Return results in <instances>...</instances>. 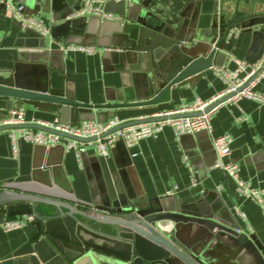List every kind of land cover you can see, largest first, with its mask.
Returning <instances> with one entry per match:
<instances>
[{
	"label": "crops",
	"instance_id": "obj_1",
	"mask_svg": "<svg viewBox=\"0 0 264 264\" xmlns=\"http://www.w3.org/2000/svg\"><path fill=\"white\" fill-rule=\"evenodd\" d=\"M14 1L25 6L26 16L41 17L50 30V36H44L43 49H28L30 39L35 38L22 36L28 30H23L6 7L0 5L1 71L12 70L16 64L22 63L20 59H27L33 54L63 70V73L51 72L49 80L53 88L63 90L68 98L92 105L135 100L130 73L118 71L116 64L109 61L108 51L94 46V55L69 51L64 56L61 53L60 46L71 42L66 24L85 18L75 16L81 9L82 0ZM153 2H158L172 13H179L189 6L191 0ZM119 5L109 2L103 8L121 19ZM196 12L193 44L198 51H205L212 36L209 34L211 26L217 18L213 2H203L199 9L196 6L188 7V20ZM90 18L99 19L102 23L97 16L87 17ZM226 55L224 67L230 69L236 67L234 60L243 61L249 66L261 63L264 58V28L259 26L247 33L239 32L226 48ZM49 62L37 65V71L50 67ZM26 64L21 69L25 75L33 70L30 63ZM35 79L44 81L47 78L36 76ZM224 88V82L215 68L209 69L174 93L165 105L95 111L92 121L106 124L117 119L124 124L159 112L173 111L196 99L210 100ZM253 89L264 95V72L256 79ZM20 113L26 124L46 125L60 121L58 116L34 108H23ZM13 114L0 100V122L9 120ZM211 126L210 133L201 131L179 138L167 127L156 137L145 138L132 147H128L123 140H117L106 157L99 156L93 145L85 146L78 156L75 149L67 147V140L55 146L52 152H48L51 147L45 149L21 140L15 156L9 133L2 131L0 190L10 184L29 188L33 183L48 182L51 175L40 169L42 164H47L54 168L56 184L66 193L71 191L73 197L82 203L91 200L94 188H106L113 195L128 190L146 198L177 195L184 203L196 202L205 192H213L221 196L226 206L220 217L226 220L234 218L242 230L252 235L258 243L260 255L230 241L226 236H214L196 224L191 225L190 231L182 237L183 242L194 243L206 264H264V208L255 199L240 195L235 182L215 167L217 154L213 147L214 138L230 135L232 143L228 161L239 166L241 180L256 190H264V105L247 98L224 105L212 116ZM262 202L264 206V195ZM240 212L244 217L240 216ZM10 218L0 213V264H71L48 237L37 231L32 221L24 229L6 231L1 224ZM96 228L109 232L104 226Z\"/></svg>",
	"mask_w": 264,
	"mask_h": 264
},
{
	"label": "water",
	"instance_id": "obj_2",
	"mask_svg": "<svg viewBox=\"0 0 264 264\" xmlns=\"http://www.w3.org/2000/svg\"><path fill=\"white\" fill-rule=\"evenodd\" d=\"M203 2H213L217 18L209 32L212 36L207 49L198 51L193 44L197 12L188 20L187 11L190 6L199 9ZM119 6L121 19L118 22L100 23L99 19L87 17L68 22L66 28L71 42L63 46H97L108 51V59L116 64V69L130 73L135 100L92 105L68 98L63 90L53 88L49 80L51 72L63 73V70L32 54L20 59L22 63L12 70H0V100L14 113L13 119L18 118L21 109L29 107L52 113L62 123L76 125L92 121L95 111L165 105L174 93L205 71L224 67L226 48L239 32L247 33L259 26L264 28V0H191L179 13H172L153 0H132L131 3L121 2ZM21 35L35 38L30 39L28 49L45 47L44 36L30 30ZM61 53L66 55L62 49ZM45 62H49L50 67L46 65L47 69L37 71L36 66ZM25 63H30L33 69L27 75L21 70ZM263 72L264 66L251 82ZM29 76L47 79L39 81L30 77V80ZM189 115L197 114L170 117ZM167 118L132 120L100 138L119 129ZM24 128L54 132L39 124L5 125L0 127V132ZM61 135L81 143L97 141V138ZM53 150L51 147L48 152ZM40 167L51 175L50 180L33 183L29 188L5 186L0 190V213L30 217L37 231L48 237L71 264H206L194 243L182 240L193 224L204 227V231L214 236H226L260 255L252 235L242 230L234 218L220 217L226 206L218 194L207 191L196 202L184 203L177 195L146 198L128 190L113 195L106 188H94L91 200L82 203L71 191L66 193L56 184L52 166L42 164ZM97 226L107 227L109 232L100 231Z\"/></svg>",
	"mask_w": 264,
	"mask_h": 264
},
{
	"label": "built area",
	"instance_id": "obj_3",
	"mask_svg": "<svg viewBox=\"0 0 264 264\" xmlns=\"http://www.w3.org/2000/svg\"><path fill=\"white\" fill-rule=\"evenodd\" d=\"M132 0H82L81 9L75 16H97L102 22L114 21L120 18L108 13L104 10V5L109 2L115 3H131ZM0 5H4L11 13L12 17L19 22L23 30H34L43 36H48L49 28L39 16H26L24 14L25 6L16 3L14 0H0ZM62 50L66 53L69 51L82 52L87 55H94L96 49L94 46L69 45L66 48L61 45ZM236 67L230 69L228 67L215 68L218 76L223 80L224 90L210 100L196 99L192 103L184 104L173 111H163L152 115L151 117H168L155 122H146L143 124L133 125L127 128L119 129L103 138L101 135L106 134L117 126L122 125L120 121L112 120L106 124L95 121H85L76 125H70L55 121L42 125L54 132H44L35 129H11L9 138L12 143L13 153L18 154V144L21 140L32 143L37 146L55 147L63 144L67 140V147L75 149L78 156L85 150V146L93 145L99 156L106 157L109 150L117 140H123L128 147L136 145L145 138L156 137L165 128L169 127L174 132V135L179 138L184 134H195L201 131L211 132L212 116L224 105L237 103L242 98L253 99L261 102L264 105V95L256 93L253 85L256 81L251 82V79L263 67L264 58L259 64L249 66L243 61L234 60ZM231 96L228 100L215 105L224 97ZM197 114L182 117H170L174 115ZM26 124L23 122L21 113L15 120L13 116L4 122H0V127L5 125H20ZM61 134L72 136L75 138L90 139L97 138V141L90 143H81L68 139ZM232 138L230 135H222L213 139V147L217 154L215 167L221 169L228 177L236 184L237 191L240 195L255 199L263 208L262 196L264 190L254 189L248 182L241 180L240 168L237 164L228 161L231 155ZM244 217V214L239 213ZM31 222L30 217H12L4 221L1 226L6 231L24 229Z\"/></svg>",
	"mask_w": 264,
	"mask_h": 264
}]
</instances>
